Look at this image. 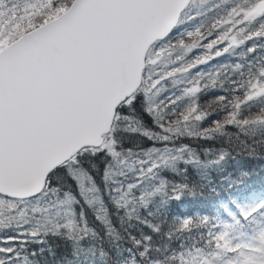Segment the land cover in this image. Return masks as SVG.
Listing matches in <instances>:
<instances>
[{"label":"snow or ice","instance_id":"obj_1","mask_svg":"<svg viewBox=\"0 0 264 264\" xmlns=\"http://www.w3.org/2000/svg\"><path fill=\"white\" fill-rule=\"evenodd\" d=\"M256 144L264 0H0V264H264Z\"/></svg>","mask_w":264,"mask_h":264},{"label":"trees","instance_id":"obj_2","mask_svg":"<svg viewBox=\"0 0 264 264\" xmlns=\"http://www.w3.org/2000/svg\"><path fill=\"white\" fill-rule=\"evenodd\" d=\"M210 98V96L204 97L205 100ZM229 131H231V129H229ZM244 139L245 137H240V140L243 141ZM247 143L252 145L253 142L249 138ZM232 155L235 158L233 163L238 164L249 173V182L255 184L257 187L264 183V146L256 144L254 151L251 152L248 150H242L239 147H235L232 150ZM229 171L232 172L233 169L229 168ZM214 199L215 197L211 192H205L202 196L195 199L189 197L185 203L179 205L177 211L181 213L200 210L211 211L212 202Z\"/></svg>","mask_w":264,"mask_h":264}]
</instances>
